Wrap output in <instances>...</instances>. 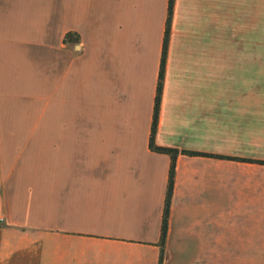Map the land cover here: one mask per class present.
Returning <instances> with one entry per match:
<instances>
[{
    "label": "crops",
    "instance_id": "1",
    "mask_svg": "<svg viewBox=\"0 0 264 264\" xmlns=\"http://www.w3.org/2000/svg\"><path fill=\"white\" fill-rule=\"evenodd\" d=\"M168 5L0 0V264H158L171 157L149 137ZM263 26L264 0H172L156 145L262 159L246 146L262 56L231 43ZM263 167L179 153L163 264L213 263L232 228L263 249Z\"/></svg>",
    "mask_w": 264,
    "mask_h": 264
},
{
    "label": "rangeland",
    "instance_id": "2",
    "mask_svg": "<svg viewBox=\"0 0 264 264\" xmlns=\"http://www.w3.org/2000/svg\"><path fill=\"white\" fill-rule=\"evenodd\" d=\"M257 36L256 38H238L237 42H234L232 39L231 49H239L246 51H253L261 53V88L260 92L257 90V98L261 99V108H262V124L260 129L258 128L254 131L253 127L248 129V140H247V154L253 155L257 157H261L264 159V26L262 28H257ZM77 44H80L77 42ZM227 49V48H225ZM79 48H76L74 52L79 51ZM259 69H257V74ZM258 76V75H257ZM259 80L257 79V83ZM82 86V82L78 83ZM248 94H250L248 92ZM250 96L248 95V98ZM254 92L252 98H254ZM71 114H81L82 116V107L70 109ZM82 118V117H81ZM248 124V128H249ZM82 129V122L81 127ZM264 171V167H263ZM238 234V237H234L231 240L230 249L226 250H216L214 252V261L209 264H264V243L263 249H256L258 245H256L255 241V229L253 226L251 227H240V228H232V233ZM235 236V235H234Z\"/></svg>",
    "mask_w": 264,
    "mask_h": 264
},
{
    "label": "trees",
    "instance_id": "3",
    "mask_svg": "<svg viewBox=\"0 0 264 264\" xmlns=\"http://www.w3.org/2000/svg\"><path fill=\"white\" fill-rule=\"evenodd\" d=\"M172 10V0H169L168 5V17H167V26L165 31V37L163 40L162 46V54H161V63H160V70L158 75V83H157V92L154 100V108H153V117H152V124L150 130V137H149V146L152 150L160 153H166L171 157V163L169 167V174H168V183H167V191H166V198L163 208L162 214V221H161V229H160V255L158 264H163L164 260V242L168 230V217L172 199V190H173V181H174V173H175V160L179 153L188 154V155H209L216 158H223L229 160H236V161H245V162H255L264 165V159H255V158H247V157H238V156H230V155H222V154H204L197 151H190V150H180L177 148L171 147H164L158 146L154 142V135L156 131L157 125V115H158V108H159V98L161 92V81L163 77V68H164V60L166 55V48H167V40H168V33H169V22H170V15ZM73 35L72 32H68L65 36V40H71V36ZM76 41V39H74Z\"/></svg>",
    "mask_w": 264,
    "mask_h": 264
},
{
    "label": "water",
    "instance_id": "4",
    "mask_svg": "<svg viewBox=\"0 0 264 264\" xmlns=\"http://www.w3.org/2000/svg\"><path fill=\"white\" fill-rule=\"evenodd\" d=\"M76 48H79V45H76Z\"/></svg>",
    "mask_w": 264,
    "mask_h": 264
}]
</instances>
